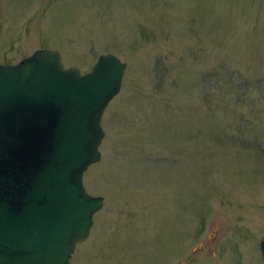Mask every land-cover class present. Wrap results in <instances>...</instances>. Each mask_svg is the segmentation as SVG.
Listing matches in <instances>:
<instances>
[{
	"label": "rangeland",
	"instance_id": "374dc122",
	"mask_svg": "<svg viewBox=\"0 0 264 264\" xmlns=\"http://www.w3.org/2000/svg\"><path fill=\"white\" fill-rule=\"evenodd\" d=\"M40 49L126 64L70 264H264V0H0V63Z\"/></svg>",
	"mask_w": 264,
	"mask_h": 264
},
{
	"label": "water",
	"instance_id": "95a60500",
	"mask_svg": "<svg viewBox=\"0 0 264 264\" xmlns=\"http://www.w3.org/2000/svg\"><path fill=\"white\" fill-rule=\"evenodd\" d=\"M125 68L103 54L82 74L49 49L0 64V264H70L89 236L103 198L82 177L100 160L102 115Z\"/></svg>",
	"mask_w": 264,
	"mask_h": 264
},
{
	"label": "flooded vegetation",
	"instance_id": "af4514ba",
	"mask_svg": "<svg viewBox=\"0 0 264 264\" xmlns=\"http://www.w3.org/2000/svg\"><path fill=\"white\" fill-rule=\"evenodd\" d=\"M183 264H185V263H183Z\"/></svg>",
	"mask_w": 264,
	"mask_h": 264
}]
</instances>
